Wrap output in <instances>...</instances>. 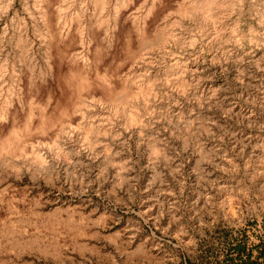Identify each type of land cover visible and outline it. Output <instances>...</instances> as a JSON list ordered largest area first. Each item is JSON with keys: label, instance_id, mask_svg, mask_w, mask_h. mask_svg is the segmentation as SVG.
Masks as SVG:
<instances>
[{"label": "rangeland", "instance_id": "374dc122", "mask_svg": "<svg viewBox=\"0 0 264 264\" xmlns=\"http://www.w3.org/2000/svg\"><path fill=\"white\" fill-rule=\"evenodd\" d=\"M154 1L0 0V108L20 126L60 114L75 72L117 91L2 157L0 264H264V0L215 27Z\"/></svg>", "mask_w": 264, "mask_h": 264}, {"label": "bare ground", "instance_id": "6f19581e", "mask_svg": "<svg viewBox=\"0 0 264 264\" xmlns=\"http://www.w3.org/2000/svg\"><path fill=\"white\" fill-rule=\"evenodd\" d=\"M10 1V0H9ZM63 1V0H62ZM111 1V0H109ZM132 0H122L123 5L129 3ZM134 1V0H133ZM132 1V2H133ZM158 3L156 4V2ZM155 0L154 1V6H161L164 1L163 0ZM168 1V0H166ZM241 0H190L189 2H183L184 4L180 5V14L183 17H191L197 22L201 23V25L205 26H212L215 27L217 26L218 22L220 21L221 14H225L228 9H232L237 2H240ZM70 2V1H69ZM106 0H99L98 2V7L102 9L104 7ZM131 2V3H132ZM40 3V2H39ZM61 3V2H60ZM119 3V2H118ZM117 3V4H118ZM166 3V2H165ZM241 3V2H240ZM38 4V2H37ZM56 4V3H55ZM159 4V5H158ZM82 6V5H81ZM94 6V5H93ZM123 7V6H120ZM128 7V6H127ZM125 7V8H127ZM232 7V8H231ZM236 7V6H235ZM62 9V8H61ZM121 9V8H120ZM155 9V8H154ZM168 9V8H167ZM42 10V9H41ZM117 10V8L115 9ZM158 10V9H157ZM233 10V9H232ZM166 11V10H165ZM61 12V11H60ZM64 12V11H63ZM65 13V12H64ZM114 13V12H113ZM60 14V13H59ZM118 14V13H117ZM156 14V13H155ZM179 14V13H178ZM43 15V13H42ZM116 15V14H115ZM226 15V14H225ZM47 17V13L44 15ZM118 16V15H117ZM155 16V15H154ZM83 17V15H82ZM223 18V17H222ZM24 19V18H23ZM147 19V18H146ZM53 20V18H52ZM51 20V21H52ZM42 21V20H41ZM60 21V20H59ZM123 21V20H122ZM24 22V21H23ZM22 22V23H23ZM142 23V22H141ZM147 23V22H146ZM149 23V22H148ZM220 23V22H219ZM67 24V23H66ZM103 25V24H102ZM117 24L114 25V28L116 27ZM65 26V25H64ZM146 26V25H145ZM148 26V25H147ZM146 26V27H147ZM202 26V27H203ZM143 27V26H142ZM200 28V27H199ZM209 28V27H208ZM220 28V27H219ZM7 29V28H6ZM37 29V28H36ZM201 29V28H200ZM213 31L215 29L218 30V28H212ZM211 29V30H212ZM67 30V29H66ZM102 30V29H101ZM115 30V29H114ZM113 30V31H114ZM147 31V30H146ZM220 31V30H219ZM144 32V31H143ZM23 33V32H22ZM23 35V34H22ZM25 35V34H24ZM81 39V38H80ZM113 39V38H112ZM82 41V40H81ZM92 41V40H91ZM88 42V41H87ZM80 43V42H79ZM117 44V43H116ZM147 46V45H146ZM71 50V49H70ZM52 53V52H51ZM51 60V59H50ZM5 62V61H4ZM78 63V62H77ZM52 64V63H51ZM58 64V63H57ZM56 65V64H55ZM51 67V66H50ZM53 67V66H52ZM52 67L50 69H52ZM56 80L59 79L60 76V68L54 67ZM62 68V67H61ZM3 70L1 67L0 72ZM52 72V70H51ZM53 74V73H52ZM51 74V75H52ZM91 74V73H90ZM88 73L81 74V72H75L72 74L71 78H67V83L69 82L72 87V91L75 92V99L74 100H69L66 102L65 107L63 111L60 114H56L53 110L48 108V104L46 105L47 108L45 107H40L41 110V119L40 123L35 126L34 125V111L31 110L29 113V116L24 124V126H20L18 123V114L11 108H7V106H13L11 103H5L4 106L0 108V122L2 121H9L10 127H6L0 123V160L5 158L4 156H23L26 151L27 147V142L28 137L32 133H41L45 132L48 128L49 125H53L54 122L61 120L62 123V129L59 130V133L61 131L65 132L67 127L72 125V121L74 116L78 113L79 109L85 105V98L86 96L89 97V94L91 91L94 90V88H98V86H101L103 88L104 92H107L106 98L113 99L114 96H116L117 91L115 90L114 87L111 86L110 83H108L107 78H98L97 75H90ZM54 75V74H53ZM3 76V74H2ZM66 78V77H64ZM60 80V79H59ZM61 81V80H60ZM71 81V82H70ZM47 82V81H46ZM60 83V82H59ZM66 83V82H65ZM68 85L70 86V84ZM19 87V86H18ZM135 88V87H134ZM71 89V88H70ZM139 89V88H138ZM10 92V91H9ZM21 92V91H20ZM29 92V91H28ZM137 93V92H136ZM17 94V93H16ZM21 94V93H20ZM58 95V94H57ZM92 94H90L91 96ZM137 96V95H136ZM87 97V98H88ZM64 98V97H63ZM70 98V97H69ZM18 99V98H17ZM8 100V99H7ZM52 101V100H51ZM50 101V102H51ZM55 101V100H54ZM10 102V100H9ZM49 102V103H50ZM53 103V102H52ZM58 103V102H57ZM9 104V105H8ZM104 105V104H103ZM10 106V107H11ZM88 108V107H87ZM56 110V109H55ZM130 115V114H129ZM20 116V115H19ZM52 116V117H51ZM56 117V118H53ZM40 117V116H39ZM134 117V116H133ZM37 124V123H36ZM73 126V125H72ZM60 128V126H58ZM58 128V129H59ZM80 129V128H79ZM68 134V133H67ZM58 135V134H57ZM29 143V142H28ZM35 156V161L43 163L44 158L40 157L39 154H34ZM4 166V164H2ZM15 166V164H14ZM2 167V166H1ZM13 167V166H12ZM12 167H9L12 169ZM14 168V167H13ZM20 169V168H19ZM18 233V231H17ZM11 234H14V232L11 231H0V237L4 236H11ZM22 234V233H21ZM26 233H24L25 235ZM15 235V234H14ZM13 236V235H12Z\"/></svg>", "mask_w": 264, "mask_h": 264}]
</instances>
